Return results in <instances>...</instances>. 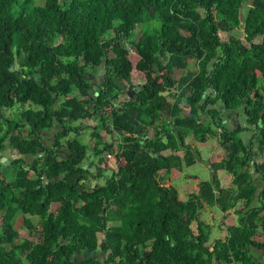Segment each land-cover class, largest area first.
I'll list each match as a JSON object with an SVG mask.
<instances>
[{"label":"trees","instance_id":"1","mask_svg":"<svg viewBox=\"0 0 264 264\" xmlns=\"http://www.w3.org/2000/svg\"><path fill=\"white\" fill-rule=\"evenodd\" d=\"M244 2L0 0V111L30 102L41 114L43 106V127H50L55 116L65 132L91 128L83 124L96 120L90 134L98 138L93 146L72 138V154L61 162H55L56 153L50 151L45 175L54 178L65 172L59 181L43 185L40 178L17 173L12 183H0V264H260L252 250H264V189L254 196L255 182L244 169L250 159L238 155V146L229 145L226 163L212 164L213 182L200 181L198 192L186 199L168 179L173 170L196 163L186 136L205 137L197 105L203 109L223 101L238 108L248 99L254 119L263 111L264 128V0H250L245 12ZM234 29L242 30L243 38L232 34ZM256 36H262L260 42H253ZM125 41L138 53L125 48ZM102 62L105 82L91 96L84 72ZM175 69L184 71L177 80ZM156 74L159 80L150 85ZM113 77L135 85L143 81L144 88L137 95L141 102L107 116L121 88ZM174 83L182 91L168 103L162 92ZM252 90L258 92L254 98L249 97ZM58 99L60 108L54 114L50 106ZM211 112L217 114V109ZM108 119L128 134L113 150L112 143L98 135ZM148 128L152 136L145 140ZM15 140L19 146L26 144L18 136ZM100 145L106 151L102 158L111 154L119 169L80 196L70 188L78 172L70 160L79 162L88 150L99 155ZM164 151L169 153L158 158ZM222 168L226 172L221 182L217 170ZM257 169L264 173V164ZM11 186L21 195L15 198ZM53 201L60 202L61 209L56 218L42 219L41 231L25 218L24 226L30 233L39 231L41 240H16L15 216L45 218ZM204 205L230 209L234 216L229 222L221 220L227 231L222 239L210 241L212 225L200 217ZM82 251L90 256L72 260Z\"/></svg>","mask_w":264,"mask_h":264},{"label":"flooded vegetation","instance_id":"2","mask_svg":"<svg viewBox=\"0 0 264 264\" xmlns=\"http://www.w3.org/2000/svg\"><path fill=\"white\" fill-rule=\"evenodd\" d=\"M123 46L130 52L135 51L138 53V50L134 48L130 41H125ZM154 70L158 71V68L154 67ZM33 75H35V73H33L32 76ZM84 75L85 81L88 83V87H86L87 91L91 96H96L99 91V85L105 82L106 70L104 68V63L102 62L99 65H95L93 69L89 68L84 72ZM159 78L160 76L156 74L153 80L149 82L150 85H155ZM36 79L39 83V78ZM117 85L120 87L121 85H125V87L120 88L117 97L112 99L111 104L106 111L107 116L113 115L115 111L126 110L132 102H141L138 100L137 95L139 91L144 88L143 81L136 85L119 81V84ZM172 90L173 92L170 94ZM181 91L182 88H179L178 84L174 83L171 87L166 88L165 91L162 92V95L165 97L166 102L171 103L173 96ZM249 92L250 98H254L258 95V92L255 90ZM206 93L210 94V91H206ZM53 97L56 98V94H53ZM203 101L205 100L203 99ZM248 102L249 100L245 99L246 104H243L238 108H231L228 103L223 101H218L214 104L208 103L203 109L197 107L203 125H205V137L203 135V139L197 140L191 135L192 140H189L188 142L186 141V143L194 151L196 157L195 162H199L200 164H203V166L208 167L211 177L213 174V180L215 172L211 169L212 164L221 162L226 163L227 155L229 154V145L232 144L238 146V155L243 156L244 159H250L249 165H245L244 169L251 174V178L255 182L256 191L254 196H256L262 189H264V173H261L260 170L257 169V165L264 164V148L260 150L261 143L264 145V128L262 123L263 111L260 110L258 117L254 119L247 110ZM60 103L61 99H58L53 103L50 106V112L55 114L60 108ZM26 105L29 106L25 108ZM89 107L92 109L94 108L92 103H89ZM214 107L217 109V114L211 112ZM42 109L43 112L40 114V107L38 105L30 102H16L11 107L4 108L0 111V183H2L3 186L8 185L10 182L12 183L17 173H26V176L32 179L40 178L43 185H46L49 181H59L65 176V172H63L62 174H59L58 177H47L45 175V171L48 169V160L46 157L49 155L50 151H55V162L67 160L72 154L69 147L70 140L74 137H78L84 129L80 132L74 130L65 132V127L62 125V122L55 116L52 125L45 128L43 127V124L45 123L44 117L46 116V111L43 106ZM27 113H29L30 116L27 115ZM32 113H35L33 117H31ZM33 118L34 121L32 120ZM165 118L168 119V116L165 115ZM90 120H92V118ZM96 124L97 121L95 120L93 123L83 125L92 128ZM73 125L79 126L78 122H75ZM91 128L87 129L90 133L92 131ZM210 129L213 133L210 132ZM113 132L116 135H114ZM151 132L152 128H148L145 132L148 136L146 137L145 134H143V139L149 140L152 136ZM107 134L108 139L106 137ZM98 135L102 137L104 136L107 143L116 141L118 146L121 142H125L121 139L128 136L127 133L124 134L119 127L114 125L113 119L107 120L105 129H99ZM17 136L21 139V142L25 140L26 144H22L21 146L17 145L15 140ZM142 137L140 143H143ZM213 139L215 140V143L213 142L214 144L210 145L209 143ZM92 140L93 141L89 146H93L98 138H92ZM101 140L104 141V138ZM238 142H240V144ZM126 143H128V141ZM199 145H202L205 155L201 150L200 153L197 151ZM235 146L233 148L234 150H236ZM146 150L148 151L149 149ZM87 152L89 154L79 162L75 163L73 160H70V163L76 165L75 168L78 170L77 175H74L75 177L72 180L70 188L75 187L80 196L86 193H91L97 186L103 185L108 178L115 176L114 173L120 166L116 159H114V162L110 161L113 157L111 154V157L107 160L102 158L106 152L105 148H102L99 155H94L92 150H88ZM178 154L182 155V151L178 152ZM26 156H31V158L29 157L30 159H26ZM220 170L226 172L223 168L218 169L217 171ZM194 178L197 179L198 177L194 176ZM213 180L211 181L213 182ZM197 183L199 184V182ZM36 187L39 188L40 185H37ZM198 190L199 185L197 187V192ZM12 193L13 196L17 198L21 195L22 191L19 188L12 187ZM79 203H81L80 199L76 205L78 206ZM61 205L60 202H51L47 207L45 218L30 213H18L13 220V225L16 224L18 217H20V225H22V230L25 234L20 241L24 238L34 242L41 240L39 231L34 230L30 233L28 228L24 226L25 218H28L31 224L35 226L37 230L41 231L42 219L44 221L51 215L56 218L61 209ZM104 207H107V204H105ZM1 219L2 216L0 215V220ZM14 228L16 227L14 226ZM99 234L103 237L102 233ZM16 240H19V237L16 238ZM98 253L99 252L96 251L91 255L92 257H96ZM89 256L90 254L88 252L82 251L79 254L74 253L72 260L80 261L82 258ZM100 261L104 262L102 256H100Z\"/></svg>","mask_w":264,"mask_h":264},{"label":"rangeland","instance_id":"3","mask_svg":"<svg viewBox=\"0 0 264 264\" xmlns=\"http://www.w3.org/2000/svg\"><path fill=\"white\" fill-rule=\"evenodd\" d=\"M249 2H250V0H245V2L243 3V12L246 11ZM140 28H141V26L139 25V26H137L136 30L139 31ZM232 34L238 36L239 38H243V36H244V32L242 30H239V29H234L232 31ZM225 36H227V35L224 34L223 38H225ZM261 39H262V36H256L253 39V42H260ZM243 43L246 44L245 41H243ZM132 51H134V50H132ZM189 66L191 68H193V66H194L193 62L191 60H190ZM182 74H184L183 70L175 69V71L173 73V78L177 80ZM133 80L136 81V78H134ZM172 92H173V90L171 91L170 94H172ZM28 106L29 105H26L25 108H27ZM113 134L116 135L114 132H113ZM106 137L108 139V134ZM191 138H192L191 135L186 136V141L188 142L189 140H192ZM78 139L86 145H90L93 141L92 137L90 136V131L87 129H84L81 132V134L78 136ZM214 139L211 140V142L209 143L210 145L215 143ZM117 147H118V143L116 141L112 142L111 150H113V148H117ZM198 147H197V151H199V153L202 151L205 155V151H203L202 145H199ZM100 148H102V145H100ZM167 153H169V151L162 152V154H164V155ZM87 154H89V153L87 152ZM114 159H115V157H112L110 159V161L114 162ZM174 174L175 175H172V174L168 175V179H170L172 185L177 188L181 199H186L188 197V195H190L191 193L197 192V187L199 185L197 182H200L201 180H204V179L209 180V181L212 180L210 170L208 169V167L203 166V164H200L199 162H196L195 164H193L189 167H183V169L180 172H175ZM194 176L199 177L200 180L195 179ZM166 179H167V177H166ZM167 185H168V183H167ZM215 208L218 209L217 207H215ZM204 216L207 217L206 215H204ZM20 222H21V219H20V217H18L16 224H14V226L16 227L18 232L20 233L19 240L25 236V234L23 233V230H22L23 229L22 225H20ZM191 226H193V223ZM98 238L99 239L102 238L101 234H98ZM74 261H76V260H74ZM23 264H27V263L24 261Z\"/></svg>","mask_w":264,"mask_h":264},{"label":"crops","instance_id":"4","mask_svg":"<svg viewBox=\"0 0 264 264\" xmlns=\"http://www.w3.org/2000/svg\"><path fill=\"white\" fill-rule=\"evenodd\" d=\"M175 172H180L178 170H173L172 175H175ZM219 178H221V182L222 180H225V172L217 171ZM200 180V178L198 177L197 180ZM205 180V179H204ZM197 193V192H194ZM180 197V195H179ZM217 207V206H216ZM218 209H216L215 207H209L207 205H204V207L202 208V213L200 214V217L206 221V223H210L212 225V230L210 232L209 235V239L211 242H213L215 239H222L224 236H226L227 231H226V227L224 224H221V220L225 221V222H229L230 220H233L231 218H234V216L229 215L230 214V209L227 210L226 212H223L221 210L220 207H217ZM204 215H206L207 217H205ZM225 217V219H224ZM192 225V224H191ZM195 222H193V226H191L192 228H194ZM253 248V247H251ZM252 252L255 254L254 259L255 260H259L260 264H264V258L262 257V255L264 254V250L262 249H258V248H253ZM260 257V258H259Z\"/></svg>","mask_w":264,"mask_h":264},{"label":"water","instance_id":"5","mask_svg":"<svg viewBox=\"0 0 264 264\" xmlns=\"http://www.w3.org/2000/svg\"><path fill=\"white\" fill-rule=\"evenodd\" d=\"M113 80H114L115 83L119 84V80H118V79L113 78ZM122 87L124 88L125 85H121V88H122ZM97 90H98V89H97ZM197 107H199V105H198ZM29 157L31 158V156H26V159H30ZM157 157H158V158H162V157H163V154L159 153V154H157ZM211 178H212V180H213V174H212V177H211ZM214 188H215V187H214ZM262 257L264 258V254L262 255ZM259 258H260V257H259ZM101 261H102V259H101Z\"/></svg>","mask_w":264,"mask_h":264},{"label":"built area","instance_id":"6","mask_svg":"<svg viewBox=\"0 0 264 264\" xmlns=\"http://www.w3.org/2000/svg\"><path fill=\"white\" fill-rule=\"evenodd\" d=\"M106 156H107L108 158H110V157H111V155H110L109 153H107V154H106Z\"/></svg>","mask_w":264,"mask_h":264}]
</instances>
